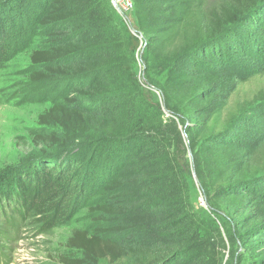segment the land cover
<instances>
[{
    "label": "trees",
    "instance_id": "16d2710c",
    "mask_svg": "<svg viewBox=\"0 0 264 264\" xmlns=\"http://www.w3.org/2000/svg\"><path fill=\"white\" fill-rule=\"evenodd\" d=\"M27 1L0 0V67L15 26L31 17L45 40L30 53V79L78 82L75 96L38 115L39 125L56 130L34 138L57 153L1 172L0 240H14L22 226L48 233L64 225L92 184L100 224L74 229L65 244L74 255L59 264H222L216 222L238 250V264H264V131L245 128L250 112L264 106V90L237 98L248 78L237 68V49L251 44L234 29L245 17L251 28L258 24L264 0H132L145 44L143 83L123 64L133 57L128 30L102 42L91 31L82 38L55 31L71 21L84 28L80 17L100 0ZM106 42L104 52H94ZM261 59L264 77V52ZM119 74L131 85L122 98L115 92ZM82 144L97 162L70 157L67 149L79 152ZM193 171L209 208L205 217L191 197ZM0 256L9 263L6 251Z\"/></svg>",
    "mask_w": 264,
    "mask_h": 264
},
{
    "label": "rangeland",
    "instance_id": "374dc122",
    "mask_svg": "<svg viewBox=\"0 0 264 264\" xmlns=\"http://www.w3.org/2000/svg\"><path fill=\"white\" fill-rule=\"evenodd\" d=\"M37 0L27 1L28 5H32ZM218 1V0H213ZM107 10L109 15H103ZM97 14L94 20H87L86 16ZM108 17L112 18L108 22ZM78 21L82 23L84 28H75L78 23L71 21L65 28H58L55 31L65 32L75 38L85 37L90 31L94 34V38L98 42L115 39L122 36L123 30H128L134 37L130 51L133 57L123 63L131 68V73L143 83L144 63L142 61V53L144 43L141 40V35L134 34L132 27V17L126 20L122 15L114 10L110 0H100V4H93L90 10H86L84 16ZM260 22L251 28L249 18L245 17L240 24L234 26L240 33L241 41L251 44L241 51L239 56L240 63L237 65L239 71L247 75V80L239 88L237 98L244 99L245 97L253 96L259 89L264 90V77L260 76L261 58L264 52V13L260 17ZM230 36V37H229ZM228 36V42L231 34ZM45 40L43 31L35 28L31 17H22V20L17 23L13 32L12 38L9 39L11 52L7 61L0 67V176L4 169L19 167H27L28 161L33 158L34 161H39L47 158V154L57 153V148L51 145H42L35 140V135L38 132H49L56 130L53 127H45L39 125L38 115L43 113L55 103H63L66 97L75 96L72 91L77 84V80H65L52 82L50 84L41 81H32L30 73L33 67L30 63V53L39 44ZM109 42L99 44L93 50L95 53H102L107 48ZM129 47V48H130ZM257 47V50L255 49ZM253 48L256 50H253ZM127 55V52L125 53ZM240 55V54H239ZM115 83V92L120 94V98L130 90V79L127 76L117 75ZM128 78V79H127ZM153 94H159L157 90L150 88ZM96 100V99H95ZM94 100V101H95ZM94 101H85L79 99L77 104L86 105ZM98 102V100H96ZM125 104L124 107H126ZM131 115L132 106L128 105ZM250 112L248 119L245 120L247 130L251 135L257 130L264 131V106ZM132 143H130L131 145ZM79 152L76 149H67L70 157L85 156L87 160L94 156L93 163L97 162L98 156L92 152L93 149L81 145ZM55 160V159H53ZM37 164V163H36ZM193 175V174H192ZM86 182V181H85ZM190 186L191 197L194 205L199 213L205 217L208 212L204 194L200 187L195 182L194 177L188 179ZM85 185V183H84ZM86 186V185H85ZM77 188V187H76ZM72 190V189H71ZM80 189H77L79 192ZM85 201L74 202L72 208V217L68 221L57 228L52 229L48 233L37 232L30 225L22 226L19 235L14 240H6L1 237L0 249L8 253V264H59V260L63 255H74V250H69L66 247V241L74 229H82L86 231L94 230L100 223L96 219L95 213L91 207L95 199L99 197L98 190L92 184H88L84 190ZM220 231L219 255L222 264H238L235 255L238 250L233 252L231 243L227 240L225 228L222 222H216ZM215 226V224L213 225ZM75 256H79L76 254ZM0 264H5V259L0 256ZM118 264H125L121 262Z\"/></svg>",
    "mask_w": 264,
    "mask_h": 264
},
{
    "label": "built area",
    "instance_id": "2783aa9c",
    "mask_svg": "<svg viewBox=\"0 0 264 264\" xmlns=\"http://www.w3.org/2000/svg\"><path fill=\"white\" fill-rule=\"evenodd\" d=\"M110 2L114 10L122 15L126 20L130 17L133 10L132 0H110Z\"/></svg>",
    "mask_w": 264,
    "mask_h": 264
},
{
    "label": "water",
    "instance_id": "95a60500",
    "mask_svg": "<svg viewBox=\"0 0 264 264\" xmlns=\"http://www.w3.org/2000/svg\"><path fill=\"white\" fill-rule=\"evenodd\" d=\"M132 31L135 32V33H139V31H137V30H136L135 28H133V27H132ZM139 34H140V33H139ZM140 35H141V34H140ZM183 136H184L185 140H187V134H186L185 131H183ZM193 177H194L195 182L198 184V179H197V177H196L194 171H193Z\"/></svg>",
    "mask_w": 264,
    "mask_h": 264
}]
</instances>
